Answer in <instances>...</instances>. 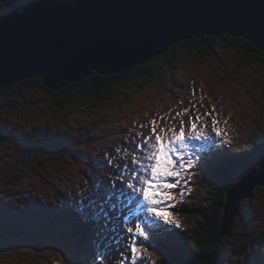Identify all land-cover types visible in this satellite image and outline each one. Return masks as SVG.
<instances>
[{
    "label": "rangeland",
    "instance_id": "rangeland-1",
    "mask_svg": "<svg viewBox=\"0 0 264 264\" xmlns=\"http://www.w3.org/2000/svg\"><path fill=\"white\" fill-rule=\"evenodd\" d=\"M29 1L36 0H27L25 4ZM224 35L231 34L224 33L220 36ZM232 36H234V38L236 37V40L249 41L241 36ZM234 44L235 43L231 41H228L227 44L226 41H220L215 47L216 53L211 58L196 57L194 60L175 63L173 70L164 69L161 83H150L146 87L141 88L139 92L130 88L128 91H131L132 95H129V102L120 101L119 103H111L106 99L104 103L101 102L99 105H96L101 108H96L91 105V103H94V100H92L89 104L81 103L77 110L69 115L58 117L55 116L54 112L49 114L48 110L44 108V104L39 106L29 105L30 102H24V98L20 96L18 99L22 101V104L19 103L18 107L6 106L0 108V115L3 114V116H5L3 112L8 110V114L13 119L14 123L11 124H14V129L19 132V134H14V138L26 137L27 133L25 131H28L32 137L35 136L38 140L44 128L50 142H53L58 140L53 134H56L58 130H60L61 136L63 137L60 141L65 142L63 147L66 152L64 153L69 154V149L72 150L70 152L72 155L76 151L79 153L75 158H70L69 162H66L68 159L54 161L52 163L54 166L52 165V167L46 166L45 164L47 163H41L40 165L25 163L23 164L24 168L17 170L19 172L17 173L18 176H15L14 183L12 184L9 180L10 177L6 179L3 177L15 171V160L18 158L17 154H22V152L19 150L13 153L11 149L8 148L10 144L0 146V187L4 186L0 188V193L2 192L1 203L6 206L3 207L5 218L0 219V229L3 230L2 234L7 235L4 240H0V264H64L63 260L60 259L57 254L60 249L58 244H60L62 240L59 242L57 241V244L51 243L52 246H48V249L42 250L41 248L35 251L37 248L42 247L45 240L52 242V238L49 234L39 232L36 235V240L32 241L31 237L34 236L36 232L28 233L25 229L26 223L30 221L24 219L18 222L19 227H15L16 220H13V218L17 215V212L12 209L14 208L12 204L13 194L19 192L22 193L24 197L29 193L45 195L49 192L46 188L53 183L55 186L61 188L70 186L69 184H79L80 182L82 185H88L89 182L86 180L88 177L85 175L88 174L89 171L90 175L95 177V181H106L109 179V176L105 174V172L100 170L95 171L90 168L88 156L92 154L94 159L97 158L99 161L101 157H99V154H101L102 148L106 146L115 147L114 140L117 137L115 133H117L119 125L129 129L132 122L141 123L145 121V119L166 116V114L169 113L162 111L160 108L170 112L174 111L177 104L175 103L176 93L173 90L178 91V93L183 90L191 93L195 91L196 94L193 95V101L191 100L188 103L190 105L197 104L199 108H205L206 111L211 110V106L204 99L203 104H201L200 98H204V95L200 88L195 90L196 86L194 82H191L193 78L197 79L199 83L204 86L205 91L210 95L212 103H214L215 99L219 98L220 101L218 104L226 109V102L230 106L236 105L234 102H237L239 106L237 112L235 114L229 112L232 114V121L228 120V124L224 125L223 120H220V126L225 129L228 134L243 135L246 138L256 133H259V135L263 134L264 50H259V53L262 52L260 55L249 57L247 58V62L240 65L239 46ZM242 54L243 51L241 52V55ZM32 91H34V93L27 92L28 94H23L22 97L28 98L32 94H37L38 90L32 88ZM42 94L43 92L39 91L38 95ZM226 96L228 99L225 102ZM14 99H16V97ZM173 104L174 106L170 107ZM184 105H186V103ZM3 126H5V123L0 122V127ZM49 126L53 129H47ZM35 128L37 131L34 133L33 130ZM29 130H31V132ZM5 134H7L6 131L0 130V142L3 140L2 136H5ZM6 138L9 141L12 139L11 137ZM82 139L84 141H81ZM72 140H80L81 142L76 144L75 147L70 148L69 146ZM88 140L92 142H88ZM42 142L47 146L49 145L47 138ZM59 143L60 142L56 144L59 146L57 148L58 150L53 149V152H55L53 154L55 155L62 151V145ZM26 160H28V157H26ZM11 168L13 170H11ZM64 169V173L60 172ZM255 172L257 174L256 170ZM256 174L254 178L257 177ZM48 180L50 181L49 184H47ZM67 180H71L72 182L69 183ZM193 184L194 182H189L188 187L191 189V194L186 195L184 200L191 205H199L201 204L200 196L203 195L205 197V189L203 186H193ZM261 192L259 195L247 201L249 211L251 213L253 212L256 216L253 217V220L257 222L264 218V189ZM6 193H11V195ZM196 197L198 198L196 199ZM0 208H2L1 205ZM24 215L27 216V219H32L34 217L28 211L25 212ZM178 219L182 227L187 228L189 231H191L197 223L195 219L192 220L190 217ZM30 223L32 224V222ZM6 228L12 229L11 232L6 231ZM47 229L50 230V228ZM14 230H18V232L15 233ZM169 234L171 233L169 232ZM141 239L142 237L139 238L138 241ZM111 240L117 239L111 238ZM126 243L129 244L130 242L127 241ZM54 246L56 247L53 248ZM31 250L32 253L30 252ZM121 253L122 252L118 250L117 257L120 262L124 257L120 255ZM128 255H130L129 252ZM69 256L72 258V254H69ZM141 257H145L149 260L148 264H153V259L147 252L142 250Z\"/></svg>",
    "mask_w": 264,
    "mask_h": 264
},
{
    "label": "water",
    "instance_id": "water-1",
    "mask_svg": "<svg viewBox=\"0 0 264 264\" xmlns=\"http://www.w3.org/2000/svg\"><path fill=\"white\" fill-rule=\"evenodd\" d=\"M224 33L264 50V0L29 1L0 14V85L39 77L57 91L93 72L145 63L181 41ZM257 186L264 187V159L228 191L224 233Z\"/></svg>",
    "mask_w": 264,
    "mask_h": 264
},
{
    "label": "trees",
    "instance_id": "trees-1",
    "mask_svg": "<svg viewBox=\"0 0 264 264\" xmlns=\"http://www.w3.org/2000/svg\"><path fill=\"white\" fill-rule=\"evenodd\" d=\"M26 1L0 0V14L17 12L22 9ZM235 38L232 35H215L184 40L145 63L132 66L125 71L112 75L102 76L93 72L85 79L71 83L57 91L46 87L39 77L14 81L7 86L0 85V108L6 106L18 107L19 103L22 104V101L18 99L20 96L24 98V102H30L29 105L39 106L44 104V108L48 110L49 114L54 112L55 116L58 117L69 115L76 111L81 103L89 104L92 100H94V103H91V105L96 108H101L96 105L101 102L104 103L106 99L111 103L129 102V95H132V92L128 91L130 88L139 92L141 88L150 83H161L164 69L173 70L175 63L194 60L196 57L211 58L216 53L215 47L220 41H226V44L231 41L235 43L234 45L239 46L240 65L247 62V58L262 53H259V49L251 41L236 40L237 38ZM242 51L243 54L241 55ZM32 88L38 90L37 94H32L28 98L22 97L23 94L27 95V92L34 93ZM39 91L43 94L38 95ZM15 97L16 99H14ZM3 113L5 116L0 115V122H4L5 126L0 127V130L6 131L7 134L2 136L3 140L0 142V146L10 144L8 148L13 153L19 150L22 152V154H17L15 171L3 177L4 179L10 177L9 180L12 184L15 176H18L17 173L19 172L17 170L24 168L23 164L25 163L37 165L47 163L46 166L52 167L54 161L68 159L66 162H69L70 158L73 159L75 158L74 155L79 154L76 151L72 155L70 153L72 150H69V154L61 152L57 155L53 154L55 152H50L49 149L42 152L31 150L33 148L32 144L23 141L21 137H13L14 134L19 133L14 129V124H11L14 122L8 114V110ZM29 131L31 132V130ZM6 137L12 139L9 141ZM251 140L256 141V145H252V147H256L255 149H259L258 151L263 153V134L251 137ZM47 142L49 146L55 145L54 141L50 142L49 140ZM75 144H77V141H74V145L70 143V148L74 147ZM43 147L49 148L46 144ZM53 149L50 148L51 151ZM255 153H257V150ZM26 157H28V160H26ZM249 160V157L234 158L231 164H211L210 168H207L203 174L205 176L204 182L209 185L205 184L207 189L204 190L205 197L200 196L201 204L185 205L180 203L173 209L175 212L181 213L183 217H190L192 220L197 221L188 237L189 248L186 247L185 243L173 246L166 241L165 246L161 245L162 248H157L160 253L157 257V264H264V218L259 222L253 220V217L256 216L249 211L247 203L248 200L259 195L264 187L258 186L250 192L247 199L240 203L239 213L232 220L230 231L223 232L227 193L239 181L241 171L251 163ZM11 170L13 169L11 168ZM60 172L64 173L65 169ZM71 182L69 180V183Z\"/></svg>",
    "mask_w": 264,
    "mask_h": 264
},
{
    "label": "snow or ice",
    "instance_id": "snow-or-ice-1",
    "mask_svg": "<svg viewBox=\"0 0 264 264\" xmlns=\"http://www.w3.org/2000/svg\"><path fill=\"white\" fill-rule=\"evenodd\" d=\"M200 99L203 104L204 98ZM209 118L210 124L206 122ZM223 123L227 125L228 120L224 119ZM147 129L150 131L146 134L144 130ZM213 133L221 140L226 135L225 129L220 127L215 104L210 111L203 113L198 108L195 112L184 108L175 115L168 113L151 118L146 124H139L138 128L129 131L130 146L125 149L124 155L131 159L123 168L129 176L126 188L131 190L127 203L139 206L132 212V217L136 219L127 228L130 256L125 255L121 264H136L141 259L142 249L137 242L141 237L149 239L148 229H159L162 225L182 227L172 209L191 194L188 187L190 175L199 163L201 153L221 142L215 140ZM100 259L103 261L105 257L102 255Z\"/></svg>",
    "mask_w": 264,
    "mask_h": 264
},
{
    "label": "bare ground",
    "instance_id": "bare-ground-1",
    "mask_svg": "<svg viewBox=\"0 0 264 264\" xmlns=\"http://www.w3.org/2000/svg\"><path fill=\"white\" fill-rule=\"evenodd\" d=\"M59 3H61V2H59ZM237 36V35H236ZM154 58V57H153ZM16 81H22V80H20V79H18V80H16ZM114 172H118V171H114ZM252 178H254V174L252 175ZM27 194V193H26ZM169 242V241H168ZM166 245V244H165ZM166 248V247H165ZM179 248V247H178ZM165 250V249H164ZM173 250V249H172Z\"/></svg>",
    "mask_w": 264,
    "mask_h": 264
},
{
    "label": "clouds",
    "instance_id": "clouds-1",
    "mask_svg": "<svg viewBox=\"0 0 264 264\" xmlns=\"http://www.w3.org/2000/svg\"><path fill=\"white\" fill-rule=\"evenodd\" d=\"M59 1V0H58Z\"/></svg>",
    "mask_w": 264,
    "mask_h": 264
}]
</instances>
